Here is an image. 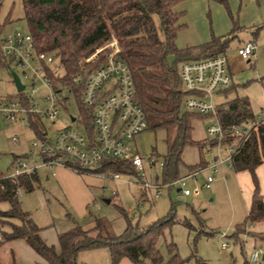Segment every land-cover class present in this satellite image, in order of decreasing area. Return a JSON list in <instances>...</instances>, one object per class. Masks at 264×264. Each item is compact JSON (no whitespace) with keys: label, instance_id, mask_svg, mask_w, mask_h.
<instances>
[{"label":"rangeland","instance_id":"rangeland-1","mask_svg":"<svg viewBox=\"0 0 264 264\" xmlns=\"http://www.w3.org/2000/svg\"><path fill=\"white\" fill-rule=\"evenodd\" d=\"M209 1L208 4L206 1L202 3L201 8L198 5L189 6L185 2L177 4L175 10L179 11V22L192 25L204 9L205 13L209 12V17L211 13L218 27L227 20L229 22L225 29L227 32L231 24L225 9L223 10L222 5ZM229 2L234 9L235 16L233 15L232 19L241 26V29L238 27L234 29V37L228 42L225 53L229 67L233 68L232 70L237 69L243 80L236 82L233 79V82L238 83L239 86H236V92L231 88L227 89L226 99L236 94L246 95L250 100L252 112L255 115H264V80L262 82L256 80L261 75L262 69L258 66H263L264 63L260 60L253 66L252 56L242 59L236 55L238 43L249 38L250 32L258 30L256 24L264 17V6L258 7L254 0H229ZM240 4L241 7L238 9ZM21 5L22 0H0L2 36L12 34L16 30L22 33L27 31ZM212 6H216L217 9L212 10ZM222 13L226 19L223 18ZM260 37L264 39V31L260 33ZM167 63L170 66L174 65L173 55H168ZM8 90L12 91L13 88L7 82V76L3 71L0 73V93ZM28 90L26 87L25 92ZM183 101L182 98L180 113H192L183 107ZM68 114L72 117L77 115V108L72 98L66 110L59 111L53 126L43 123L49 137H53L55 130L64 125H75L69 121ZM190 122L192 138L213 140L204 132L205 127L213 122L212 116L200 114L191 117ZM13 136L17 137L16 141L11 140ZM171 137V127L156 129L147 127L129 140L132 148L142 158L145 181L153 180V174L156 173L157 183L165 184L161 181L158 165L150 169L145 160L151 157L155 163L162 161ZM32 140H36V136L27 127H22L19 123L0 124V177L12 171L15 157L24 159L29 164L39 163V157L30 145ZM211 143L212 145L206 144L200 149L186 146L182 152L183 161L212 162L216 155V147L213 145L214 140ZM219 153L223 155L221 149ZM204 165L197 163L193 169L186 167L179 175L182 177ZM35 172L38 176L36 187L31 191L17 189L16 198L21 209L27 212L40 228L41 238L49 245L57 246L59 233L68 231L74 226L83 231L92 229L97 220L111 236H117L127 223L145 226L171 214L173 223L157 241V247L164 260L169 255L166 244L172 242L178 256L189 259L186 264H196L195 259L205 264H264V219L251 225H248L249 222L244 224L251 184L247 173L243 172L245 176H236L237 173L231 167L219 165L212 172L213 181L208 188L200 187L208 174L206 170H201L193 178H184L172 187L163 185L158 197L153 199V190L143 189L138 177L134 175L120 174L115 180L108 176V173H78L70 168L56 165L49 167L38 165ZM261 185L264 187V177L261 178ZM193 186H199L196 193L180 195L181 190H191ZM8 208V202L0 200V235L8 230L9 223H18L17 219L2 216V211H7ZM242 226L245 230L236 232V227ZM221 244H224L223 248ZM254 252H257L256 262L251 261ZM75 261V264H110L105 248L79 251ZM38 263L41 261L23 240L0 243V264ZM118 264L132 263L121 259Z\"/></svg>","mask_w":264,"mask_h":264},{"label":"trees","instance_id":"trees-1","mask_svg":"<svg viewBox=\"0 0 264 264\" xmlns=\"http://www.w3.org/2000/svg\"><path fill=\"white\" fill-rule=\"evenodd\" d=\"M179 1L181 0H22L21 5L27 31L36 48L59 59L66 79L77 69L78 61L96 46L111 36L116 39L120 48L118 57L129 68L135 99L144 113L146 128H172V137L166 145L160 169L163 183L180 177L179 166L182 165L181 154L184 147L194 146L200 149L213 142L191 137V117L200 114L180 113L181 100L186 92L180 89L177 64L190 58L200 59L210 54L224 53L235 29L234 26L224 36L211 37L201 46L178 49L175 37L181 25L178 23L179 13L173 11L172 7ZM212 1L228 11L227 0ZM168 55L174 56L173 66L167 63ZM230 86L223 90L231 88ZM80 112L85 114L83 108ZM216 116L224 128L242 125L255 118L247 96H234L217 104ZM262 162L264 115L252 126L232 156V170L246 171L252 184L244 224L249 222L248 225H251L264 219L263 196L259 192L255 175V168ZM188 167L193 169L196 166ZM80 172L135 175L128 162L111 159H104L98 166ZM2 182L4 189L0 191V200L9 204L8 210L2 211V216L17 219L18 223H9L8 230L0 235V243L21 239L44 264H75L79 251L96 248L107 250L110 264H118L121 259L132 264H186L189 260L178 256L172 242L166 244L169 254L166 260L157 247V241L173 223L171 214L145 226L127 223L117 236L104 231L98 220L92 227L97 231L93 236L74 226L57 235L55 248L40 237V228L21 209L16 198L17 189L31 191L36 187L38 176L35 170ZM243 229L245 230L244 226L236 227V232ZM194 261L196 264H205L197 259Z\"/></svg>","mask_w":264,"mask_h":264},{"label":"built area","instance_id":"built-area-1","mask_svg":"<svg viewBox=\"0 0 264 264\" xmlns=\"http://www.w3.org/2000/svg\"><path fill=\"white\" fill-rule=\"evenodd\" d=\"M253 49V43L248 41L236 52L240 58L246 59ZM119 52L118 43L111 36L103 45L96 46L81 58L77 69L66 79L59 59L49 52L39 51L28 31L0 34V73L5 72L7 82L13 88L0 93V124L19 123L31 130L36 140H32L30 145L39 157L38 164L14 159L12 171L0 177V191L4 189L3 180L28 174L38 165H56L80 172L98 166L104 159H111L128 162L141 187L152 189V198L155 199L163 185L172 187L184 178H193L201 170L208 174L200 187L208 188L213 181L212 172L218 165L231 167L233 154L262 115L254 116V121L227 128L219 123L213 95L232 83L226 69L225 54L183 60L177 66L180 89L186 92L183 107L192 113L213 118V122L205 127V134L214 140L216 155L212 162L160 185L155 180L147 182L143 179L142 158L129 141L147 125L142 108L135 99L129 68L118 57ZM9 70L16 74L22 85L20 89L16 88ZM26 87L28 92H25ZM70 98L75 103L77 115L72 117L68 114L67 117L75 125H64L49 137L43 123L53 126L59 111L66 110ZM81 108L85 114L80 112ZM11 140L16 141L17 137L13 136ZM220 149L223 155L219 153ZM145 161L150 169L155 165L159 169L162 167V161L155 163L151 157ZM108 176L116 180L120 173ZM198 189L199 186L183 189L180 195L196 193ZM256 256L257 252H254L252 262H256Z\"/></svg>","mask_w":264,"mask_h":264},{"label":"crops","instance_id":"crops-1","mask_svg":"<svg viewBox=\"0 0 264 264\" xmlns=\"http://www.w3.org/2000/svg\"><path fill=\"white\" fill-rule=\"evenodd\" d=\"M206 1V4H208V1L209 0H181L179 2H177L175 5H173L172 7V10L175 11V12H179L177 10H175V7L177 4L181 3V2H185V3H188L189 6H193L195 7L196 5L199 6V8H201V4L202 3H205ZM256 2V5L258 7H262L264 6V0H254ZM210 2V1H209ZM215 2V1H214ZM217 3V2H216ZM229 3V4H228ZM227 5H228V11L224 10V7H223V10L225 11L227 17L229 18L230 20V24H231V28L226 32L225 29L228 27L229 25V22L227 20H224L222 23H221V26L218 27L214 21H213V17L210 13V17H209V12L205 13L204 9H203V13H199V17L197 18V20H195L193 22L192 25H185V23H181L179 22V19H178V23L181 25L180 28L178 29L177 33H176V37H175V45L178 49H183V48H195V47H198V46H201L205 43H207L211 37H221V36H224L226 34H228L231 30H232V27L235 26V28H240L241 26H238V24H236V22L232 19V16L234 15L233 14V7L232 5L230 4L229 0H227ZM239 7H241V4L238 6V9ZM203 8V7H202ZM215 10L217 9L216 6H212V10ZM181 11V10H180ZM182 12H184V10H182ZM241 14V13H240ZM239 14V15H240ZM223 15V18L226 19V17L224 16V13H222ZM235 16V15H234ZM211 18V19H210ZM199 20V22H198ZM233 20V21H232ZM235 24V25H234ZM256 28H258V30H255L253 32H250L251 33V36L247 39H244L243 41H241L240 43H238L237 45V48L240 47L242 44H244L245 42H252L253 45H254V49L252 51V54L250 56H252V59H253V66L257 64L258 61L262 60V62L264 63V39L260 37V33L264 31V17L256 24ZM213 29V30H212ZM241 29V28H240ZM234 36H232L233 38ZM230 38V40L232 39ZM229 40V41H230ZM228 41V42H229ZM227 46H228V43H227ZM227 46L225 47L224 49V54L226 56V48ZM237 48H236V51H237ZM212 55V54H210ZM236 55H237V52H236ZM238 56V55H237ZM208 57V56H206ZM204 57V58H206ZM202 59V58H200ZM186 60H195V58H190V59H186ZM183 61V60H182ZM181 62V61H180ZM178 62V64L180 63ZM261 62V63H262ZM177 64V66H178ZM260 68H262L260 70V74L256 80H258L259 82H262V80H264V64L263 66H258ZM226 69H227V72L229 73L230 77H231V80H232V83H231V90H234L236 92V86H239L238 83H234L233 82V79L236 81V82H240L241 80H243L241 74L238 73V70L234 68V70H232L229 65H228V62H227V56H226ZM230 89V88H229ZM227 93L228 91L227 90H221V91H218L217 93H215L213 95V101L216 103V104H219V103H222L226 100H229V99H226V96H227ZM235 96H246V95H238L236 94ZM233 98V97H232ZM231 99V98H230ZM249 100V98H248ZM249 103H250V100H249ZM250 107H251V103H250ZM253 113V112H252ZM254 116H256L254 113H253ZM191 124V122H190ZM192 127V126H191ZM192 130V129H191ZM204 132H205V129H204ZM192 137V135H191ZM194 139V138H193ZM197 140V139H196ZM185 148V147H184ZM183 152V150H182ZM181 160H182V165L179 166V173H181V171L185 170L186 167L188 166H193V165H196L197 163L201 162L200 160H198L197 162H192V163H185L182 159V154H181ZM205 164H207V162H205ZM221 165H225V164H221ZM182 166V168H180ZM219 166V165H218ZM243 172L244 173H247L246 171H239V172H236V176H245L243 175ZM255 173L258 177V187H259V192L260 194L263 196V203H264V187L261 185V178L264 177V162L260 163L256 168H255ZM155 174V175H154ZM153 176V180H155L157 182V174L154 173ZM182 174V173H181ZM247 175L249 176V174L247 173ZM182 176V175H181ZM245 179V178H244ZM249 180H250V177H249ZM251 183V181H250ZM249 183V184H250ZM251 191H252V184L249 185V191H248V194H249V202H250V197H251ZM248 196V195H247ZM249 202H248V205H249ZM101 224V223H100ZM102 226V225H101ZM104 231H106V229L104 227H102ZM88 231V235L90 236H93L95 235V233L97 232L96 230H92V229H89V230H86ZM107 232V231H106ZM108 233V232H107ZM109 234V233H108ZM39 235H40V230H39ZM110 235V234H109ZM41 237V236H40ZM0 240H1V236H0ZM15 240H21V239H15ZM45 241V240H44ZM46 243V242H45ZM54 246V245H53ZM55 248H57V246H54ZM93 250V249H91ZM34 252V251H33ZM36 255V254H35ZM37 256V255H36ZM109 256V254H108ZM37 258L41 261V263H38V264H44L43 260L41 258H39L37 256Z\"/></svg>","mask_w":264,"mask_h":264},{"label":"water","instance_id":"water-1","mask_svg":"<svg viewBox=\"0 0 264 264\" xmlns=\"http://www.w3.org/2000/svg\"><path fill=\"white\" fill-rule=\"evenodd\" d=\"M9 72H10V75L13 79L14 84L16 85V88L20 89L22 87V85L20 84L16 74L12 70H9ZM71 119H73V118H71ZM177 191H178V189H177ZM263 257H264V255H263Z\"/></svg>","mask_w":264,"mask_h":264}]
</instances>
